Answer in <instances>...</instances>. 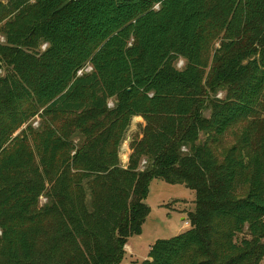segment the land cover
Returning a JSON list of instances; mask_svg holds the SVG:
<instances>
[{
	"label": "trees",
	"instance_id": "trees-1",
	"mask_svg": "<svg viewBox=\"0 0 264 264\" xmlns=\"http://www.w3.org/2000/svg\"><path fill=\"white\" fill-rule=\"evenodd\" d=\"M0 35V264H120L155 179L194 210L141 264H261L264 0H0Z\"/></svg>",
	"mask_w": 264,
	"mask_h": 264
},
{
	"label": "rangeland",
	"instance_id": "rangeland-1",
	"mask_svg": "<svg viewBox=\"0 0 264 264\" xmlns=\"http://www.w3.org/2000/svg\"><path fill=\"white\" fill-rule=\"evenodd\" d=\"M5 2L6 0H2ZM4 43V38L0 35V44ZM44 46L41 47V49ZM220 48V40H213L205 50L204 65L206 71H209L212 56ZM176 68L182 69L184 62L178 60ZM223 91H216L214 94L209 93L210 97L221 98ZM209 112H205L208 115ZM138 118V119H135ZM124 135L120 144L118 157L120 166L125 168L131 154L130 145L134 139H142V131L146 122L141 117H135ZM141 118V119H140ZM37 124V123H35ZM36 127V126H35ZM77 142V139H74ZM225 147L230 145L232 138H224ZM145 161L140 164V169L146 167ZM143 167V168H142ZM195 193L182 184H167L162 179H155L150 182L148 195L145 204L149 208V214L146 217L141 233L128 239L127 245L132 252L125 253L120 264H141L148 259L152 246L157 241L170 240L189 228L187 215L194 210ZM44 202V199H42ZM130 254V255H129ZM261 264H264V259Z\"/></svg>",
	"mask_w": 264,
	"mask_h": 264
},
{
	"label": "crops",
	"instance_id": "crops-1",
	"mask_svg": "<svg viewBox=\"0 0 264 264\" xmlns=\"http://www.w3.org/2000/svg\"><path fill=\"white\" fill-rule=\"evenodd\" d=\"M135 119H138V118H135ZM140 119H141V118H140ZM187 225H189V223L186 224L185 227H186ZM185 230H186V229H185ZM126 249H127L129 252H132V251L130 250V248L128 247V245L125 246V252H127ZM127 253H128V252H127ZM129 255H130V254H129Z\"/></svg>",
	"mask_w": 264,
	"mask_h": 264
},
{
	"label": "built area",
	"instance_id": "built-area-1",
	"mask_svg": "<svg viewBox=\"0 0 264 264\" xmlns=\"http://www.w3.org/2000/svg\"><path fill=\"white\" fill-rule=\"evenodd\" d=\"M91 69H89V68H86L85 70H84V72H89ZM82 73V71L81 72H79L78 74L80 75ZM143 164H145V163H143Z\"/></svg>",
	"mask_w": 264,
	"mask_h": 264
},
{
	"label": "water",
	"instance_id": "water-1",
	"mask_svg": "<svg viewBox=\"0 0 264 264\" xmlns=\"http://www.w3.org/2000/svg\"><path fill=\"white\" fill-rule=\"evenodd\" d=\"M186 188H187V186H186Z\"/></svg>",
	"mask_w": 264,
	"mask_h": 264
}]
</instances>
